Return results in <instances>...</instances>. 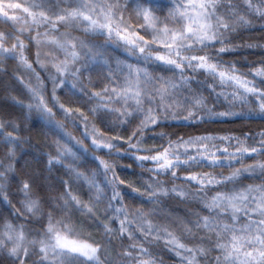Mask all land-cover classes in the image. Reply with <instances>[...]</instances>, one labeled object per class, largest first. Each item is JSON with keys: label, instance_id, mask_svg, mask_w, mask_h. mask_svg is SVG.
<instances>
[{"label": "trees", "instance_id": "trees-1", "mask_svg": "<svg viewBox=\"0 0 264 264\" xmlns=\"http://www.w3.org/2000/svg\"><path fill=\"white\" fill-rule=\"evenodd\" d=\"M154 4L174 15V28L181 24L176 17L182 13L189 16L193 27L203 28L202 33H198L202 29L196 31L199 35L175 37L174 49L194 35L200 44L180 48L188 59L177 58L173 68L163 61V49L150 48L142 54L131 45L114 46V38L56 25L44 15H21L12 10L0 14V187H9L0 192V264H9L2 254L8 224L46 235L45 228L22 218L16 208L13 189L22 188L23 183L31 194L38 195L43 186H55L61 198L58 216L70 219L88 244L108 256L115 252L114 242L104 244L101 229L85 222L79 209L85 200L82 188L76 185V174L87 178L98 161L107 173H116L133 185H143L142 176L168 187L206 194V199L217 202L208 207L211 212L195 202L176 199L164 203L179 213L195 206L200 221L207 217L217 227L225 224L233 236L254 246L264 263V0H164ZM77 17L82 23L90 21L87 15ZM87 27L96 28L88 22L81 28ZM72 35L87 38L98 48L87 55L89 62L79 73L69 72L70 56L61 53L69 49L66 44L52 41L49 50L43 48L45 39ZM102 47L124 61L126 51L140 54V59L147 56L149 61L141 64L140 60L139 78L127 82L118 74L104 75ZM58 55L68 62L59 65ZM154 55L158 58L151 59ZM32 74L45 82L50 77L55 81L62 91L57 99L63 109L52 98L48 110L44 108L47 103L32 85ZM95 77L109 87L97 86ZM139 80L143 92L138 93L131 86ZM70 106L89 115L102 134L120 142L93 143L71 121L70 113L64 112ZM56 123L77 138L79 145L70 142V135ZM189 229L197 233L191 226ZM161 231L167 241L164 250L145 247L159 252L151 264H215L212 243L218 238L199 241L178 231ZM228 237L232 243L231 235ZM171 254L184 261L174 260ZM42 261L30 257L22 264ZM227 263L247 264L237 257L230 262L227 257Z\"/></svg>", "mask_w": 264, "mask_h": 264}, {"label": "rangeland", "instance_id": "rangeland-1", "mask_svg": "<svg viewBox=\"0 0 264 264\" xmlns=\"http://www.w3.org/2000/svg\"><path fill=\"white\" fill-rule=\"evenodd\" d=\"M153 2H164V0H0V14L12 10L21 15H44L46 19L55 21L56 25L77 29L91 36L114 38L116 40L114 46L124 48L131 45L142 54H147L146 51L150 48L163 49V55H161L164 58L163 61L173 68L177 58L188 59L183 51L180 52V48L184 49L187 45H190L188 48H194L200 44V38H196L199 35L196 31L202 29L201 32H198L202 33L203 28L193 27L189 16L183 13L177 15L176 23L181 22V24L174 28V15L166 14L164 9L156 6ZM216 12L218 13L217 8ZM80 14L90 17V21L87 22L96 28L94 30H89L90 27L82 29L83 24L87 22L82 23L79 20L77 15ZM189 15L191 14L189 13ZM189 33L197 35H194L193 39L186 40L187 43H178V49H174L172 44H174L175 37L187 38ZM70 37L60 36V38L51 40L45 39L43 45L47 44V46L43 48L49 50L52 41L60 46L66 44L69 49H62L61 53L70 56L69 72L79 73L83 65L89 62L87 55L96 53L98 48L87 38L77 35ZM174 46L176 47L177 44ZM101 50L104 51L100 52L104 75H108L107 72L118 74L121 79L124 78L127 82L136 79V77L139 78L140 66L138 64H140V60L141 64L149 61L147 56L140 59V54H132L128 51L125 52L128 54V58L124 61L114 53H108L104 47ZM58 58L59 65L67 63L69 60L60 57V55ZM150 58L156 59L158 56L154 55ZM157 62H162V60ZM157 65L160 66V64ZM42 68L39 70L42 71ZM48 68L50 71L54 70L53 66ZM45 78H48L46 74ZM29 79L33 80L32 85L37 86L38 96L47 103L45 109L48 110L51 105L50 98L54 100L53 102L58 108L63 107L57 99L58 94L61 95L62 91L59 92V86L55 85V81L51 77L45 82L32 74L29 75ZM95 79L94 83L97 86L100 84L101 87H109L107 86L108 82H103L104 80L99 77H95ZM49 84L50 87H46ZM141 86L142 81L139 80L137 84L131 86V89L138 93L143 92ZM45 91H48L50 95H46ZM64 112L70 113L71 121L78 123L81 131L93 143L114 144L120 142L102 134L96 123L90 120L92 118L78 108L70 106V108L64 109ZM125 113H127L126 110ZM138 115L140 117V112ZM46 120L51 121L49 117ZM55 125L65 131L68 136L70 135V142L79 145L77 138L75 139L67 129H64L60 124L56 123ZM138 127H140V123ZM69 174L75 180V176H72L73 173ZM78 174H76V182H78L76 185L82 188L85 200L83 204H79L82 207L79 208L82 209L81 215L85 222L101 229L100 235L104 244L109 243L111 246L114 242L115 252L108 256L94 244H88L82 239L81 231H76L70 219H62L58 216V204L61 203V198L58 196L55 186H43L38 195L31 194L23 183L22 188L16 189L15 187L13 189L16 208L22 218L31 219L45 228L46 235L42 236L38 231L8 224L2 239L4 242L2 254L9 264H22L23 259L30 257L44 259L45 262L42 261L41 264H51L49 261L53 264H151L159 252L152 249V252H149V249L145 247L152 245L154 249L159 247L164 250L167 241L164 237L166 235L161 229L178 231L181 236H190L199 241H213L214 237L218 238V242L213 241L214 243H212L215 249L213 256L215 264L218 262L219 264H228L227 257L229 262L237 257L243 259L247 264H264L255 250L256 248L233 236L231 229H228L225 224L222 223V226L218 225L217 227L216 224H212V222H216L211 220L209 222L207 217H205L206 219L201 218L200 221L195 206L185 212L180 209L179 213L164 203L171 200V202H175L176 199H179L180 203L195 202L197 206L211 212L212 209L208 207H212L217 202L213 199H206L207 195L200 191L193 192L182 188L168 187L142 176H140V184L143 185H133L116 173L113 175L107 173L104 164L99 161L87 178H78ZM198 178L204 177L198 176ZM7 189L9 187L1 186L0 192ZM149 197L154 200H148ZM157 198L161 200L159 203ZM186 217L191 220L186 221ZM187 223L197 233L189 229L190 226ZM237 233L240 234L238 231ZM229 235H231L232 243L227 240ZM231 248L235 252L230 251ZM171 257L174 260L177 258L184 261L181 256L171 254ZM171 257L169 256L170 259ZM198 263L206 264L202 261Z\"/></svg>", "mask_w": 264, "mask_h": 264}]
</instances>
